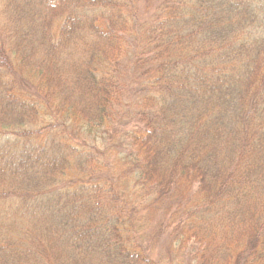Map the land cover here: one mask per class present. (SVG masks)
<instances>
[{
    "label": "trees",
    "instance_id": "1",
    "mask_svg": "<svg viewBox=\"0 0 264 264\" xmlns=\"http://www.w3.org/2000/svg\"><path fill=\"white\" fill-rule=\"evenodd\" d=\"M0 264H264V0H0Z\"/></svg>",
    "mask_w": 264,
    "mask_h": 264
}]
</instances>
